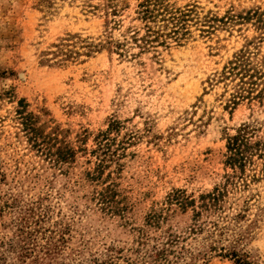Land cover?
Instances as JSON below:
<instances>
[{"label": "rangeland", "instance_id": "1", "mask_svg": "<svg viewBox=\"0 0 264 264\" xmlns=\"http://www.w3.org/2000/svg\"><path fill=\"white\" fill-rule=\"evenodd\" d=\"M108 1L0 0V251L1 241L19 242L18 228L51 250L19 260L17 246L5 264H134L148 213L175 190L196 197L233 174L228 137L248 123L264 141V74L252 93L261 98L246 93L236 105V82L221 79L240 51L264 73V0H168L194 7L190 33L126 56L103 42L122 38L142 0H112L115 15L106 13ZM113 20L121 27L110 28ZM23 116L43 135L59 133L74 159L53 164ZM98 142L109 147L99 151ZM104 154L101 179L90 180ZM246 175L228 187L223 214L243 208L245 216L225 238L242 234L241 247L264 264L262 160ZM108 183L112 209H102L96 196ZM190 217L176 209L162 226L180 229ZM188 264L234 263L212 254Z\"/></svg>", "mask_w": 264, "mask_h": 264}, {"label": "trees", "instance_id": "2", "mask_svg": "<svg viewBox=\"0 0 264 264\" xmlns=\"http://www.w3.org/2000/svg\"><path fill=\"white\" fill-rule=\"evenodd\" d=\"M111 1L105 4V10L106 13L115 15L117 9ZM193 8V6L176 7L168 0H142L135 10L131 23L121 33L122 38L113 39L111 35H108L103 46H108L119 55L126 56L132 47L138 48V52L141 53L155 50L158 46L167 47L171 41L179 44L190 33L188 26L189 21L192 20ZM118 27H121L119 20H113L110 28ZM61 51L60 49L59 52ZM131 55L134 56V54ZM263 74L252 61L248 51H240L235 55L221 72L222 80L236 82L235 90L231 94V104H238V100L245 98L246 93L250 98H261V90L254 96L252 93L257 79ZM22 123L30 133L33 145L42 147L41 151L45 152L53 164L61 165L74 159L75 149L60 140L59 133L54 136L43 135L39 132V128L34 127L25 116ZM255 133L256 128L253 125L243 123L236 134L228 137L225 163L234 171L233 174L226 176L223 186L216 185L212 190L196 197L186 194L183 190H175L168 195L163 207L148 213L144 225L138 229L135 249L137 258L134 264H188V259L206 260L212 254L229 258L234 264H256L240 245L242 234L234 232V235L229 234L230 237L225 238L226 234L232 230V224L245 216V212H242L244 209L239 208L231 215L223 214L225 198L229 192L228 187L233 183L246 181L247 166H253L255 158L261 159L264 165V141L255 140ZM98 143L99 151L105 146L109 147V145ZM105 155L103 158L97 156L98 164L93 171L87 172L86 175L90 180L101 179L109 161ZM251 177H254V174ZM111 190V183H108L102 191L97 192L96 199L102 209H112L108 206L110 201L108 194ZM176 209L184 213L190 210V222L180 229L170 224L164 228L162 225L169 222ZM152 228L158 231L157 235L151 231ZM32 232L18 228L19 242L12 239L1 241L0 264L6 263L7 252L14 253L13 250L17 246L18 252L15 258L19 260L30 255H33L34 260L39 259L38 255L32 254L39 247L42 250L38 251L49 255L50 246L47 247L45 246L47 243L42 245L35 241ZM222 241H226L227 244Z\"/></svg>", "mask_w": 264, "mask_h": 264}]
</instances>
